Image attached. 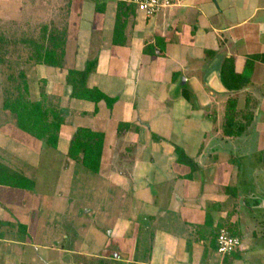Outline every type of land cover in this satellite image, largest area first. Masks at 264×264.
I'll return each mask as SVG.
<instances>
[{
    "label": "crops",
    "instance_id": "1",
    "mask_svg": "<svg viewBox=\"0 0 264 264\" xmlns=\"http://www.w3.org/2000/svg\"><path fill=\"white\" fill-rule=\"evenodd\" d=\"M44 1L22 24L39 34L20 40L45 26L61 66L25 61L23 45L45 89L19 71L64 118L52 147L0 109V164L32 181L0 182V264H264V0H177L152 17L133 0ZM90 63L96 100L66 78ZM231 74L246 75L237 89ZM80 130L101 136L97 171L70 154ZM75 178L94 196L75 199ZM221 228L241 241L230 254L216 251Z\"/></svg>",
    "mask_w": 264,
    "mask_h": 264
},
{
    "label": "trees",
    "instance_id": "2",
    "mask_svg": "<svg viewBox=\"0 0 264 264\" xmlns=\"http://www.w3.org/2000/svg\"><path fill=\"white\" fill-rule=\"evenodd\" d=\"M8 42L9 40L0 34L1 63L4 62L3 54L8 50ZM20 42L29 47L31 50L25 61L30 60L47 65L61 66L62 58L59 57L54 50L57 47H61V44L56 42L53 43V32H48L45 26L41 28L40 39L38 42L31 39H22ZM91 66L92 64L90 63L84 71L68 70L66 78L67 82L73 88L72 94L74 96L83 99L92 98L93 100H96L98 95H101L96 89L91 90L85 88L83 85ZM226 67L227 64L222 71V79L225 82L227 81L224 77ZM231 77L232 78H230V80H232V82L227 85L229 88L236 87L235 89H237L242 83L237 84L235 79L241 78V80H243L242 78H245L246 75L242 74L238 76L231 74ZM7 80H13V82H15L12 87H5L3 90L4 94L1 102V109L9 112L13 118H16V123L20 129L29 132L37 138L46 137L45 140L47 143L50 146L55 147L57 142V133L60 125L63 123L64 110L59 106H52L51 103H49L44 97L40 100H32L29 96V85L26 76L22 71H19L15 76L9 73L7 75ZM235 107V100H228L226 105L225 124L223 127V132L228 135H234L238 133V131L243 130L245 127L239 122L233 123L236 119ZM246 119L250 120L251 118ZM101 144L102 140L100 135L94 134L90 131L80 130L77 138L73 140L70 154H72V152L76 149H83V156L81 158L82 164L88 167L91 171H97L101 155ZM178 152L181 157L183 155L182 152L180 150ZM0 182L12 183L21 187L32 186L31 180L18 173L9 171L1 164Z\"/></svg>",
    "mask_w": 264,
    "mask_h": 264
},
{
    "label": "rangeland",
    "instance_id": "3",
    "mask_svg": "<svg viewBox=\"0 0 264 264\" xmlns=\"http://www.w3.org/2000/svg\"><path fill=\"white\" fill-rule=\"evenodd\" d=\"M36 0H25L23 3L21 0H0V10L6 8L7 12L3 13V17H0V34L3 33L4 36L9 40L8 42V50L3 54L4 62H0V109H1V102L3 100V94L5 87H12L14 84L13 80H7V75L11 73V75L15 76L19 70L26 69L28 79L31 82V85H36L39 90H44L46 84H43L40 82L41 78L38 72L33 71L31 69L32 66H28L26 62H24L23 55H21V52L24 51L23 44L20 42V38L27 36L29 37H37L39 34V28L38 26H34V22H32V25L25 27V25H22L24 22H27L29 19H32V14L36 13H43L45 9H52L53 4L47 3L44 0L41 1ZM20 7H19V6ZM19 7V9H18ZM31 21V20H29ZM36 22V21H35ZM20 25V26H19ZM33 91V90H32ZM10 114V113H9ZM6 116V115H4ZM1 118V115H0ZM8 145L6 147L12 148L15 147L16 144L9 140L7 143ZM29 147V146H25ZM45 155V153L43 154ZM28 158V157H27ZM45 161V160H44ZM46 163V162H44ZM79 168V167H77ZM76 171V170H75ZM78 177L80 175V171L77 170ZM81 179L75 178L73 181V188H72V195H74V198L77 199V197H88L87 194L90 196H94V187H92V184L88 182H84V187L82 188V184L80 182ZM90 184V185H89ZM89 185V186H88ZM89 188L88 192L86 191V188ZM83 189V191H81ZM81 199V198H80ZM79 199V201H80ZM80 204V202H78ZM75 204V205H79ZM73 211V210H72ZM57 218H55L56 220ZM67 220V215L62 223H60L59 230L61 231L62 226H64V222ZM71 219H68L70 221ZM54 221L50 219V223L53 224ZM54 224H58L57 220L54 222ZM59 225V224H58ZM43 238H41L42 241ZM53 240L57 241L60 247V245H63V240L61 241L56 235H53ZM60 240V242H59ZM46 250L43 251L45 253ZM52 264H58L57 260H52Z\"/></svg>",
    "mask_w": 264,
    "mask_h": 264
},
{
    "label": "built area",
    "instance_id": "4",
    "mask_svg": "<svg viewBox=\"0 0 264 264\" xmlns=\"http://www.w3.org/2000/svg\"><path fill=\"white\" fill-rule=\"evenodd\" d=\"M177 0H133L137 9L146 17H152L160 9L171 7ZM241 241L237 236L230 234L226 228L219 229L216 235V251L226 255L237 250Z\"/></svg>",
    "mask_w": 264,
    "mask_h": 264
}]
</instances>
